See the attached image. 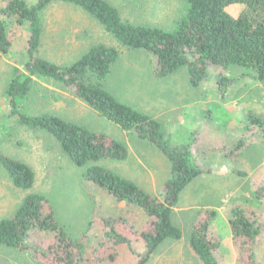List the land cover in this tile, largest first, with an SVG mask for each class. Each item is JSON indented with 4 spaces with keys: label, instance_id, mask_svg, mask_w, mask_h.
<instances>
[{
    "label": "rangeland",
    "instance_id": "374dc122",
    "mask_svg": "<svg viewBox=\"0 0 264 264\" xmlns=\"http://www.w3.org/2000/svg\"><path fill=\"white\" fill-rule=\"evenodd\" d=\"M37 1L28 0L30 4ZM106 1L128 22L167 29L174 27L186 9L185 0ZM228 11L232 13L231 8ZM4 20L12 47L11 54H0V100L7 99L5 90L15 67L24 68L29 39L27 25ZM44 26L40 55L58 65L73 63L96 44L119 47L120 57L104 81L105 88L161 123L162 132L173 143L191 145L197 165L204 169L180 194L174 208L173 222L182 239L163 242L147 264H203L191 249L190 237L194 224L211 214L200 213L206 209L216 212L212 229L222 241L221 264H241L229 224L237 208L258 217L262 234L257 248L264 264V197L257 199L253 192L257 184L264 188V83L256 81L255 71L245 67L213 70L212 77L196 89L189 85L186 70L156 78L155 56L118 46L97 21L75 5H50ZM226 79L228 86H224ZM5 110L0 101V112ZM22 110L31 116L55 114L121 141L128 148V159L100 164L163 199L171 166L148 141L113 125L53 82H38ZM0 150L25 162L35 174L33 188L19 191L0 166V220L14 216L28 194L45 196L59 226L74 236L81 235L91 219L99 218L95 202H104L101 190L87 180V168L75 167L53 137L13 120L0 132ZM105 202L109 208L113 204ZM125 245L101 250L105 255L110 251L117 255L112 261L108 256L102 258L101 252L98 264H137L146 251L144 244L132 240L130 246ZM35 261L30 253L0 247V264H42Z\"/></svg>",
    "mask_w": 264,
    "mask_h": 264
},
{
    "label": "trees",
    "instance_id": "16d2710c",
    "mask_svg": "<svg viewBox=\"0 0 264 264\" xmlns=\"http://www.w3.org/2000/svg\"><path fill=\"white\" fill-rule=\"evenodd\" d=\"M0 1V54H11L12 47L4 18L29 28L24 68L15 67L5 90L7 99L0 100L6 105V110L0 112V132L13 120L44 131L57 141L75 167L87 168V180L101 190L104 198V202H95L101 212L99 218L91 219L88 228L74 236L59 226L45 196L28 194L14 216L0 220V247L30 253L35 262L42 264H98L105 256L113 261L117 255L114 251L105 255L101 250L116 244L130 246L132 240H138L146 251L137 264H147L163 242L182 239L181 230L173 222L174 208L180 194L204 174V169L197 165L191 145L173 143L165 137L161 123L105 88L104 81L120 57L119 47L93 45L68 65L45 60L40 55L45 11L58 2L77 6L97 21L118 46L155 56L156 78L166 79L186 70L189 85L197 89L212 77L213 70L231 67L253 69L256 81L264 83V0H185L186 9L171 29L128 22L106 0H38L35 4L28 0ZM38 82L55 83L105 120L157 148L171 166L163 199L100 164L104 160L128 159V148L121 141L55 114L25 113L22 105ZM224 82V86L230 83L227 79ZM0 166L17 190L33 188L35 174L25 162L0 150ZM253 192L257 199L264 197V188L258 184ZM105 200L113 203L110 208ZM200 213L211 214L194 224L191 249L203 264H221L222 241L212 229L216 212L206 209ZM229 224L237 261L263 264L257 248L262 234L258 217L237 208Z\"/></svg>",
    "mask_w": 264,
    "mask_h": 264
}]
</instances>
